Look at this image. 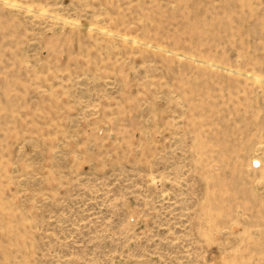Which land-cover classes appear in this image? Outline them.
<instances>
[{"label": "rangeland", "instance_id": "obj_1", "mask_svg": "<svg viewBox=\"0 0 264 264\" xmlns=\"http://www.w3.org/2000/svg\"><path fill=\"white\" fill-rule=\"evenodd\" d=\"M0 264H264V0H0Z\"/></svg>", "mask_w": 264, "mask_h": 264}]
</instances>
